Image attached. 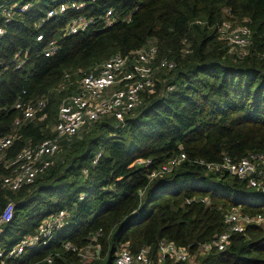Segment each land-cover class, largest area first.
Wrapping results in <instances>:
<instances>
[{"label": "trees", "instance_id": "obj_1", "mask_svg": "<svg viewBox=\"0 0 264 264\" xmlns=\"http://www.w3.org/2000/svg\"><path fill=\"white\" fill-rule=\"evenodd\" d=\"M84 1L87 15L101 17L113 9L118 20L112 26L99 21L64 37L60 49L46 57V42L37 41L35 27L53 5L45 0L8 24L0 37V137L17 132L6 159L54 136L62 100L110 57L155 45L158 58L173 60L176 67L161 72L156 92L145 96L144 105L124 123L105 118L64 139L53 165L34 184L19 191L5 188L2 177L10 169L0 164V213L8 202L15 204L14 217L0 235V250L14 247L51 214L71 213L48 245L5 264L41 262L50 255L53 264H113L127 243L134 253L150 247L152 264H191L169 257L159 263L162 240L187 247L194 264H264V225L234 234L224 251L201 255L202 245L226 230L230 211L264 215V192L235 175L207 172L196 162H220L225 156L239 161L264 153V0ZM127 15L132 21L122 20ZM227 20H248L252 44L247 55L219 36ZM57 21L42 29L47 39L64 26ZM25 49L29 60L16 69L12 58ZM39 98L48 101L47 117L15 127L20 115L15 103ZM181 151L187 160L151 178ZM138 160L152 163L139 165ZM67 243L79 251L94 244L99 257L85 262L79 252L65 248Z\"/></svg>", "mask_w": 264, "mask_h": 264}, {"label": "built area", "instance_id": "obj_2", "mask_svg": "<svg viewBox=\"0 0 264 264\" xmlns=\"http://www.w3.org/2000/svg\"><path fill=\"white\" fill-rule=\"evenodd\" d=\"M45 0H0V37L6 33V26L17 18L37 7ZM92 0L90 3H93ZM88 2L84 0H53V5L46 10L45 15L36 24L40 30L37 35L38 42H46L44 55L50 57L61 47L60 42L64 37L75 35L90 29L99 21L106 26H112L118 19L113 9H109L103 16L87 15ZM64 23V26L57 28L53 38L47 39L42 31L51 19ZM126 22L132 21L131 15L122 17ZM248 20L237 21L227 20L218 29L219 36L226 40L233 48L239 49L242 56L249 53L252 44V30L246 24ZM53 28V23L49 24ZM159 49L155 45L131 52L128 55L116 54L105 61L98 69L85 74L78 82L75 91L64 98L60 104L58 120L55 124V135L43 140L37 145L26 146L16 154L13 159H6L8 150L13 146L17 132L0 137V164L10 169V174L2 177L3 186L12 191H19L23 187L34 184L36 180L45 174L53 165L54 157L61 147L64 139H70L78 135L93 123L105 118H113L118 124L125 122L128 115L144 105L145 96L156 92L157 82H160L157 75L163 70H173L176 63L169 59H159ZM29 60V49L19 50L12 58V64L16 69H22ZM69 77V75H66ZM48 101L46 98H39L28 102L18 100L14 108L20 112L15 119V127L35 120L43 121L47 117L45 112ZM187 160L184 151L174 155L159 170L151 174V178L168 174L177 169L182 162ZM203 166L207 172L216 174H232L240 180L246 181L248 185L264 192V153H252L249 156L235 161L225 156L222 161L208 163L203 160L196 161ZM97 163V159L94 161ZM150 160H138L139 165H150ZM87 173V170L85 171ZM207 202L205 198L200 199ZM15 204L8 202L0 213V235L3 227L14 217ZM71 213L62 209L47 217L42 225L33 233L25 235L11 249L0 250V258L5 264L6 259L19 257L26 250L48 245L57 232L69 221ZM226 230L218 234L211 242L205 243L200 249L201 255L213 249L224 251L234 234L244 233L251 225H264V215H250L238 210H232L226 215ZM96 234V238L100 236ZM95 255L88 256L83 250H78L71 243L65 248L79 255L85 262L92 261L99 257V247L91 244ZM150 247H143L137 253L131 251L129 244H125L117 253L113 264H152L153 258ZM158 262L163 263L166 258L174 262H191L195 259L187 247L179 246L174 242L162 240L158 246ZM53 264L54 256L50 255L41 262L28 264Z\"/></svg>", "mask_w": 264, "mask_h": 264}, {"label": "rangeland", "instance_id": "obj_3", "mask_svg": "<svg viewBox=\"0 0 264 264\" xmlns=\"http://www.w3.org/2000/svg\"><path fill=\"white\" fill-rule=\"evenodd\" d=\"M233 50H235V51H240L239 49H236V48H233ZM159 74V76L157 75V77H158V79H160L161 80V72L160 73H158ZM165 74V73H164ZM54 129H55V127H54ZM54 129H53V131H54ZM94 252V248L93 247H90L89 249H87V250H83V253L84 254H86V255H88V256H94L95 255V253H93ZM191 264H194L195 263V260H192L191 262H190Z\"/></svg>", "mask_w": 264, "mask_h": 264}]
</instances>
